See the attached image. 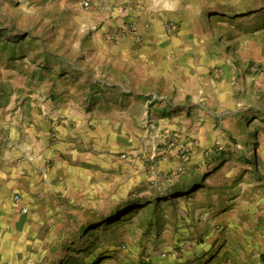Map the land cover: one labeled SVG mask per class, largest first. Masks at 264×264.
I'll use <instances>...</instances> for the list:
<instances>
[{
  "label": "rangeland",
  "instance_id": "obj_1",
  "mask_svg": "<svg viewBox=\"0 0 264 264\" xmlns=\"http://www.w3.org/2000/svg\"><path fill=\"white\" fill-rule=\"evenodd\" d=\"M68 1L0 0V170L22 138L20 117L33 114L31 103L37 101L30 95L55 93L68 85L72 72L82 75L85 56ZM231 5L244 10L241 45L224 37L230 25L217 22L215 13L205 20L217 44L206 83L191 90L197 98L203 91L214 113L190 110L188 116L201 134L184 137L152 123L135 133L130 151L154 140L148 150L155 162L178 146L180 166L166 175L142 171L131 190L106 181L102 196L74 194L68 208L43 222L35 250L18 264H176L216 239L234 242L232 252L244 247V264H264V0ZM143 91L161 99L162 108L166 96L175 94L164 84ZM196 143L201 148L194 153L190 145ZM162 145L166 152L160 154ZM196 156L199 163L191 164Z\"/></svg>",
  "mask_w": 264,
  "mask_h": 264
},
{
  "label": "crops",
  "instance_id": "obj_2",
  "mask_svg": "<svg viewBox=\"0 0 264 264\" xmlns=\"http://www.w3.org/2000/svg\"><path fill=\"white\" fill-rule=\"evenodd\" d=\"M231 1H68L74 29L81 38L79 48L85 56L79 68L82 75L72 72L67 76L68 85L55 93L34 92L30 96L37 102L31 103L32 116L20 117L24 122L22 138L10 163L0 170V264H18L26 259L39 242L35 239L37 230L51 214L68 208L65 204L74 194L79 198L102 196L106 181L112 188L131 190L142 171L166 175L180 166L178 146L155 162L149 160L148 150L154 140L143 142L139 151H130L136 146L135 133L152 123L154 128L159 125L161 130H173L184 137L201 134L197 120L188 116L190 110L210 116L214 113L203 91L198 98L192 94L195 85L206 83L208 61L217 44L205 20L215 13L217 22L230 25L224 37L241 45L244 10L233 11ZM85 2L90 5L88 9L83 8ZM257 15L249 14L248 20ZM131 23L137 26L135 37L108 41V33ZM162 84L175 93L166 96L173 102L168 100L163 108L155 94L151 97L143 93ZM53 96L58 98L54 103ZM190 147L194 153L201 148L197 143ZM158 151L166 152L163 145ZM18 157L21 162L16 161ZM196 157L198 160L191 164L199 163L200 156ZM42 159L52 163L47 175L39 167ZM17 196L26 214L16 209ZM216 241L215 250L212 243L196 256L175 263L244 264V247L232 252L234 242Z\"/></svg>",
  "mask_w": 264,
  "mask_h": 264
},
{
  "label": "built area",
  "instance_id": "obj_3",
  "mask_svg": "<svg viewBox=\"0 0 264 264\" xmlns=\"http://www.w3.org/2000/svg\"><path fill=\"white\" fill-rule=\"evenodd\" d=\"M89 3L85 2L84 3V7L85 9L89 8ZM171 29H168V33H171ZM137 35V26L135 25V23H131V24H127L125 25L123 28H121L119 31L117 32H110L107 35L108 41L110 43H116L121 39H125L127 37H135ZM52 138H55V135L53 134ZM122 158L126 159V155H123ZM40 169L42 170V172L47 175L48 170H49V161L46 159H42L40 160ZM14 204L16 209L20 210L21 213L26 214L27 210L21 207V203H20V198L17 196L15 197L14 200Z\"/></svg>",
  "mask_w": 264,
  "mask_h": 264
}]
</instances>
